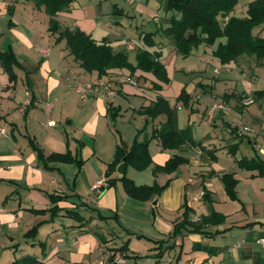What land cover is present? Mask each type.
I'll list each match as a JSON object with an SVG mask.
<instances>
[{"label": "crops", "instance_id": "0c3cea01", "mask_svg": "<svg viewBox=\"0 0 264 264\" xmlns=\"http://www.w3.org/2000/svg\"><path fill=\"white\" fill-rule=\"evenodd\" d=\"M12 1L0 0V17L7 26L4 31L2 27L0 50L12 47L19 62L14 82L0 67V127L5 129L0 132V264L26 255L40 264H95L100 249L109 254L104 264H116L113 256L123 258L124 264L264 262L262 61L241 55L229 64L220 63L212 52L224 38L212 46L199 44L183 57L172 37L162 31L173 14L165 7L159 13L146 4L135 7L134 0H125L131 6L126 9L117 3L72 0L56 15L62 28H79L96 43L125 52L132 64L141 49L158 56L168 82L140 69L133 74L125 68L109 69L99 76L81 68L66 47L47 48L43 31L49 16L43 6L23 0L27 9L20 11ZM251 1L238 0L229 15L246 16ZM10 5L14 12L8 26ZM254 33L264 37V24ZM149 34L151 38H144ZM186 72L194 78L186 81L182 74ZM235 73L244 78L240 83L229 78ZM127 76L136 83L124 82ZM76 80L92 85L107 80L114 95L107 96L102 87L81 95L75 90ZM182 89L189 96L187 104L178 98ZM157 95L167 100L175 129L190 128L193 142L163 148L156 138L149 139L167 115L153 118L138 110ZM248 96L253 103L244 106ZM244 126L250 130L243 131ZM136 134L138 140L149 139L152 163L144 170L126 165L125 174L136 185L155 182L163 187L148 200L127 195L116 169L106 176L120 139L130 145ZM31 140L46 156L69 151L79 164L53 161L45 168ZM174 155L186 162L173 172L152 174L153 166L164 165ZM240 158L257 159L261 168L238 166ZM225 173H233L237 180L235 200L224 188ZM98 179L106 183L99 194L91 191ZM54 196L57 200L52 202ZM184 203L191 222L211 211L223 220L203 224L202 232L169 237L174 223L182 219ZM55 206L60 211L51 218ZM73 211L81 218L72 217ZM34 226L35 235H26Z\"/></svg>", "mask_w": 264, "mask_h": 264}, {"label": "trees", "instance_id": "16d2710c", "mask_svg": "<svg viewBox=\"0 0 264 264\" xmlns=\"http://www.w3.org/2000/svg\"><path fill=\"white\" fill-rule=\"evenodd\" d=\"M165 1V9L172 11L173 14L170 16L169 26L162 29V31L165 35L172 37L178 54L187 57L190 55L192 49L199 44L204 43L205 45L212 46L218 39L224 38V41L217 43L212 52L222 64L236 60L241 55L253 57L258 63L262 61L264 64V37L259 35V33H254L255 27L264 24V0H252L249 2L247 5V15L244 17L229 15L238 0ZM33 2L36 8L44 7V12L49 16L50 31L57 33L58 39L63 38L65 40V47L69 54L73 56L74 61L85 71H96L99 76H102L109 69L125 68L130 74L140 69L153 73L157 79L163 82H168L164 66L157 60L158 56L156 57L148 51L141 49L135 55L136 63L132 64L125 52H115L105 42L96 43L90 35L85 34L79 28H62L56 19V15L58 12L67 9L72 0H33ZM8 9L7 11L10 12ZM10 23L11 21L9 20ZM147 36L151 38L152 35H144V38ZM0 66L7 74L9 81L14 82L17 78L14 67L19 66V62L12 47L9 46L5 50H0ZM178 98L182 99L185 104L188 103L189 96L184 89L180 91ZM30 103L31 100L29 101ZM109 108L110 106L108 110ZM119 110L117 109V112ZM138 112L153 118L159 114L167 115V120L158 129H154L149 137V139L156 138L163 148H177L185 140L193 142L190 128L175 129L168 102L162 96L157 95L154 101L148 106L139 109ZM112 117L115 118L116 114H112ZM149 139L138 140L136 136L130 145L120 139L116 146L114 160L108 165L106 170V176H110L121 162L136 170L147 168L152 163L148 151ZM30 143L34 150L37 151L38 159L42 161V165L45 168H51L49 162L53 161L79 164V160L75 159L69 151L66 153H51L46 156L34 144L33 140ZM184 162L186 161L183 157L174 155L164 165L153 166L152 172L154 175L158 172L170 173L175 171ZM260 163L262 162L257 159L240 158L237 160L238 166L247 169L261 168ZM221 179L228 196L233 200L237 199L235 191L237 180L234 178L233 173L222 174ZM119 180L122 182L126 194L137 200H148L154 195H158L163 188L155 182L152 185H136L125 173L119 177ZM204 194L206 197L207 194ZM51 200L55 202L57 196H54ZM183 208L182 219L174 223L169 237L173 238L181 235L183 231H201L203 224L207 222L218 223L223 220L222 215L211 211L209 215L203 216L201 221L194 223L188 219L189 208L186 203L183 204ZM58 211H60V208L56 206L52 207L51 218ZM73 212L70 214L72 217L81 218L78 212ZM99 217L102 216L99 215ZM35 233L36 226L30 229L26 235L34 236ZM158 253L160 255V252ZM11 264H38V261L35 257L26 255L18 261H13ZM257 264H264V262L258 261Z\"/></svg>", "mask_w": 264, "mask_h": 264}, {"label": "rangeland", "instance_id": "374dc122", "mask_svg": "<svg viewBox=\"0 0 264 264\" xmlns=\"http://www.w3.org/2000/svg\"><path fill=\"white\" fill-rule=\"evenodd\" d=\"M17 2L18 4V7H19V10L20 11H23L24 9H27L26 7H25V5L26 4H24L23 3V0H13L12 2ZM89 1H93V0H85V1H82V2H89ZM97 2L99 3V2H105V4L104 5H108V4H106V3H117L119 6H121V5H123V7H124V9H126V8H130L131 6L129 5V4H127L126 2H125V0H97ZM138 3H142L143 5H147L149 8H151V9H153L154 11H158L159 10V13H164V7H165V0H134V6L136 7L137 6V4ZM10 7L11 8H9L8 10L10 11V12H8L9 14H8V21H7V24H8V26H9V20L11 21V19H10V17H11V15H13V12H14V6H12V5H10ZM27 13V12H26ZM25 13V14H26ZM138 14V13H137ZM138 16V15H137ZM3 25H5L4 26V29H3V31L4 30H6V28H7V26H6V20H5V22L1 19V17H0V35L2 34V27H3ZM47 26H45V29H44V33H46L47 34V48L48 49H54V48H64L65 47V40L63 39V38H61V39H58V34L57 33H52L51 31H50V29H49V19H48V22H47V24H46ZM37 31L39 32V31H41V27L40 26H37ZM48 37H50V39L51 40H49V38ZM221 63V62H220ZM226 64H229V63H226ZM225 64V65H226ZM1 67V66H0ZM231 67H233V66H231ZM1 69H2V67H1ZM246 71H249L250 69L249 68H247V69H245ZM2 71H3V69H2ZM5 73V72H4ZM183 74V77L185 78V80L186 81H188L189 80V78H194V74L193 73H191V72H186V73H182ZM236 74V73H235ZM7 75V74H6ZM229 78H235L239 83H240V80L241 79H244L242 76H240L238 73L236 74V75H233V76H231V77H229ZM257 82V81H256ZM242 83V82H241ZM257 83H259V82H257ZM136 113H138L137 111H135ZM139 114V113H138ZM130 123H135L134 121L133 122H131L130 121ZM135 131L136 132H138L137 131V129H135ZM137 136V134L134 136V138ZM134 138H132V141L134 140ZM132 143V142H131ZM130 143V144H131ZM131 167V166H130ZM149 167V166H148ZM152 169H153V167H152ZM144 170V169H143ZM173 172V171H172ZM152 174H153V172H152ZM154 175V174H153ZM36 226H38V225H36ZM38 264H40V262L38 261Z\"/></svg>", "mask_w": 264, "mask_h": 264}, {"label": "built area", "instance_id": "2783aa9c", "mask_svg": "<svg viewBox=\"0 0 264 264\" xmlns=\"http://www.w3.org/2000/svg\"><path fill=\"white\" fill-rule=\"evenodd\" d=\"M129 3H132L133 0H127ZM44 52V51H43ZM122 80H124V82L126 83H130V84H135L136 83V80L127 76L125 78H123ZM93 82L91 83H83L79 80H76L75 81V90L77 93H80L81 95H86L88 93H92V92H95L97 93V90L98 88H104V90L106 91V95L107 96H113L114 95V90L111 89V87H109V82L106 80V81H99V82H95V84L92 85ZM97 83V84H96ZM108 83V84H107ZM29 99L26 101V104H29ZM253 103V98L248 96V97H245L242 101V104L244 106H248L250 104ZM218 108H221V109H225L226 107L223 105V104H217L216 105ZM48 124H52V121H49ZM243 131H249L250 128L247 127V126H244L242 128ZM0 132L1 133H4L5 132V129L3 127H0ZM106 183H105V179H98L97 181H95L92 185H91V191H94L96 193H100L101 190H102V187L105 186ZM109 258V254H106L105 251L103 250H99L98 251V254H97V258L95 260V264H104L105 261H107ZM113 261L114 263L116 264H124V259L119 257V256H113Z\"/></svg>", "mask_w": 264, "mask_h": 264}, {"label": "water", "instance_id": "95a60500", "mask_svg": "<svg viewBox=\"0 0 264 264\" xmlns=\"http://www.w3.org/2000/svg\"><path fill=\"white\" fill-rule=\"evenodd\" d=\"M125 167H126L125 163H124V162H121V163H119V164L117 165V167H116V171H117L119 174L123 175V174L125 173Z\"/></svg>", "mask_w": 264, "mask_h": 264}]
</instances>
